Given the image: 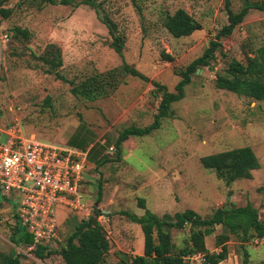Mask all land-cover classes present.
Segmentation results:
<instances>
[{
    "label": "rangeland",
    "instance_id": "rangeland-1",
    "mask_svg": "<svg viewBox=\"0 0 264 264\" xmlns=\"http://www.w3.org/2000/svg\"><path fill=\"white\" fill-rule=\"evenodd\" d=\"M64 1L0 0V9L10 12L6 18L0 15V126L18 121L24 134L44 142L80 150L94 146L79 183L85 209L72 211L57 204L58 239L48 248L58 250L74 225L92 214L93 207L105 214L97 217L110 242L104 264H117L120 253L140 254L143 238L139 225L124 216L112 230L106 215L109 210L141 215L148 208L161 216L191 208L205 217L217 207L248 202L264 219V102L214 86L215 75L223 73L232 58L244 61L245 54L253 56L256 47L264 43V10L250 8L232 33L220 38L215 58L190 75V82L183 87L184 96L171 104L169 117L161 118L157 127L143 135L129 136L117 147L115 141L124 128L153 122L161 94L152 91L150 81L128 75L95 99L70 92L68 80L77 84L122 62L110 47L112 38L100 16L110 17L117 32L125 36L126 63L174 91L179 77L173 68L184 67L200 56L227 23L223 0H93L99 14L81 0ZM243 1L229 3L238 10ZM177 8L192 15L200 28L187 36L173 37L164 20ZM14 27L26 34H13ZM53 42L61 51L57 70L65 79L47 73V66L38 58ZM162 51L172 59H165ZM1 142H6L4 134ZM244 145L253 149L258 161L249 179H235L228 186L199 164L202 155ZM110 146L113 150L108 152ZM103 157L107 161L94 167ZM16 207L17 199L0 191V253L13 250L21 254L20 264H64L59 254L39 259L32 252L22 254L23 248L10 243ZM189 230L187 225L172 228L171 241L181 244ZM219 233L221 226L216 225L206 235L208 249H214ZM224 245L228 259L221 264L240 262L244 256L247 264H264V241L243 242L247 255L236 236ZM186 264L202 261L192 259Z\"/></svg>",
    "mask_w": 264,
    "mask_h": 264
},
{
    "label": "trees",
    "instance_id": "trees-1",
    "mask_svg": "<svg viewBox=\"0 0 264 264\" xmlns=\"http://www.w3.org/2000/svg\"><path fill=\"white\" fill-rule=\"evenodd\" d=\"M62 3L66 1L62 0ZM81 3L90 6L99 14V8L93 0H81ZM226 11L227 23L221 27L214 38L210 39L208 46L203 53L192 60L184 67L173 68L175 75L179 77L174 84V91H168L163 84L156 80L149 79L146 75L139 73L136 69L129 66L124 60L123 48L125 36L117 32L116 23L108 16H100V21L107 27L108 33L112 38L110 47L120 56L122 62L119 66L95 73L77 84L70 82V92L80 95L83 98L95 99L105 94L107 90H112L122 77L125 75L148 80L153 85L152 91H158L160 100L157 112L154 114L152 123L144 127L130 126L124 128L116 139L119 147L121 142L129 136L143 135L152 128L160 124V119L171 115V104L183 98V87L190 82V75L198 67L209 65L210 60L215 58L221 43L220 38L227 37L232 33L235 26L240 23L250 8L260 11L264 10V0L249 1L244 0L238 10H233L229 0H223ZM7 9H0L3 18L9 16ZM167 31L176 38L187 36L200 28V23L194 19L183 8H177L164 20ZM24 33L14 27L13 34ZM162 56L171 60L169 54L161 52ZM39 61L45 64L46 72L53 73L60 79H65L57 70L61 64V51L59 46L53 42L46 45L43 52L38 56ZM214 86L218 89L232 91L240 95L250 97L255 101L264 102V43L254 50L253 56L245 54V60L232 58L225 67L223 73H217L214 79ZM97 144V143H95ZM92 145L87 150L89 156ZM107 161L105 157L94 163V167ZM199 164L204 169H211L215 177L224 181L230 186L235 179L250 178L251 171L258 168V161L255 153L249 145L236 146L231 149L202 155L198 159ZM101 199V187L98 185L97 200ZM141 200V199H140ZM143 207V200H141ZM101 211L96 207L92 209V214L87 219H81L74 225L72 232L63 240L58 250L50 249L48 246H38L33 250V255L41 259L51 253L59 254L64 264H104V256L109 251L110 242L108 234L97 217ZM106 215L111 219V228L114 230L119 225V217L124 216L133 223L139 225L142 238V250L140 254L120 253L117 264H186L192 260L190 256L200 254L203 262L217 264L226 257L227 249L224 243L231 237L239 239L243 254V242H248L254 238L264 237V219L260 218L259 211L251 203L246 202L242 205H229L217 207L210 215L201 216L194 209L186 208L183 211L173 214L164 213L161 216L146 208L141 215H137L127 210H120L113 213L109 210ZM190 226L188 235L182 239L181 244H174L171 239L170 230L172 228L182 229ZM216 225L221 226V233L216 235L214 249H208L204 240L206 235L213 232ZM9 241L13 246L25 248L30 243V234L16 220L15 229L9 236ZM21 254L11 250L8 253H0V264H20ZM235 264H247L246 257H242L240 262Z\"/></svg>",
    "mask_w": 264,
    "mask_h": 264
},
{
    "label": "built area",
    "instance_id": "built-area-1",
    "mask_svg": "<svg viewBox=\"0 0 264 264\" xmlns=\"http://www.w3.org/2000/svg\"><path fill=\"white\" fill-rule=\"evenodd\" d=\"M3 38L8 37L4 34ZM2 134L6 136L4 144ZM87 150L26 135L18 121L0 126V191L17 199L15 219L31 238L22 254L58 239L57 204L72 211L85 209L79 183L88 167ZM111 150L113 146L108 152ZM104 215L102 211L98 219ZM190 258L203 262L200 254Z\"/></svg>",
    "mask_w": 264,
    "mask_h": 264
},
{
    "label": "crops",
    "instance_id": "crops-1",
    "mask_svg": "<svg viewBox=\"0 0 264 264\" xmlns=\"http://www.w3.org/2000/svg\"><path fill=\"white\" fill-rule=\"evenodd\" d=\"M123 216L119 217L118 219H121ZM118 227H116L115 229H117ZM259 242H263L264 241V237L263 238H257ZM205 243V242H204ZM206 246V245H205ZM142 250V247H141ZM216 251V250H215ZM228 259V257L224 258L223 260L219 261L217 264H221L222 262L226 261ZM236 262V261H235ZM235 262H233L235 264Z\"/></svg>",
    "mask_w": 264,
    "mask_h": 264
}]
</instances>
